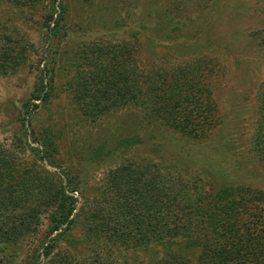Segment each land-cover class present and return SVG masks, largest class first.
Instances as JSON below:
<instances>
[{"label": "rangeland", "instance_id": "rangeland-1", "mask_svg": "<svg viewBox=\"0 0 264 264\" xmlns=\"http://www.w3.org/2000/svg\"><path fill=\"white\" fill-rule=\"evenodd\" d=\"M51 15L60 19V31L47 38ZM258 33L264 34V6L258 0H0V36L20 40L27 54V63L0 78V144L20 165L34 162L59 175L64 185L62 170H72L79 191L70 194L77 198V209L83 198L101 194L110 170L127 162L151 172H158V160L162 166L178 165L184 175L196 170L207 188L244 184L264 189V162L252 151L264 90V46L257 45L261 38H250ZM124 46L132 51L126 63L133 71L127 72L144 89L157 85L155 77L161 75L171 85L182 84L194 68L189 86L211 91L214 124L189 135L171 125L172 116L155 119L143 106L86 118L82 78L102 64L93 53L98 47ZM50 77L52 87L45 88ZM46 91L49 98L43 101ZM39 97L24 132L23 105ZM24 138L40 151V143L51 140L56 165L40 159L42 152L22 151ZM127 139L135 141L125 154L88 160L97 147ZM81 233L77 226L75 234ZM171 252L184 264H198L200 249L185 240L178 239ZM19 256L23 264L28 249ZM129 257L122 254L112 264H132Z\"/></svg>", "mask_w": 264, "mask_h": 264}, {"label": "trees", "instance_id": "trees-1", "mask_svg": "<svg viewBox=\"0 0 264 264\" xmlns=\"http://www.w3.org/2000/svg\"><path fill=\"white\" fill-rule=\"evenodd\" d=\"M258 1L264 6V0ZM60 19L49 17L47 38L58 35ZM258 37L257 45L264 46V34L250 35L253 41ZM131 52L124 46L98 47L93 53L95 62L103 65L82 78L86 118L95 120L129 106H143L155 119L172 116L171 125L189 135L196 131L198 136V131L214 124L211 91L189 86L194 68L182 84L171 85L161 75L155 77L157 85L144 89L134 74L127 72L133 71L126 63ZM25 63L26 46L16 38L0 36V78ZM52 83L53 77L48 78L45 88H51ZM48 98L46 91L42 100ZM39 99L23 105V129ZM261 104L252 151L264 162V90ZM134 141L99 146L88 160L95 163L118 157ZM40 144L42 151L24 138L19 146L22 151L42 152L40 159L56 165L54 143L46 139ZM162 168L169 172H162ZM182 171L176 164L162 166L159 160L158 172L134 162L120 164L109 171L99 189L101 194L83 198L77 209V198L70 194L79 191L72 170H62L64 185L59 175L38 168L34 162L20 165L0 144V264H22L19 255L25 247L29 256L23 264H112L122 254H129L132 264H184L171 252L178 239L200 249L198 264H264V189L244 184L207 188L200 172L184 175ZM77 226L81 227L80 235L75 234ZM149 252L152 258L138 259Z\"/></svg>", "mask_w": 264, "mask_h": 264}]
</instances>
